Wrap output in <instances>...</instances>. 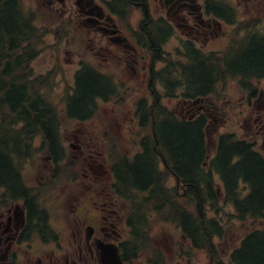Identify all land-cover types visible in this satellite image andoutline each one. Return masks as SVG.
<instances>
[{
  "label": "flooded vegetation",
  "instance_id": "obj_1",
  "mask_svg": "<svg viewBox=\"0 0 264 264\" xmlns=\"http://www.w3.org/2000/svg\"><path fill=\"white\" fill-rule=\"evenodd\" d=\"M222 1L39 0L57 14L60 27L74 22L100 39L103 44L95 49L108 62L141 64L132 71L149 76L152 90L154 75L167 76L159 61L178 58L189 47L198 61L204 47L210 52L223 45L231 49L237 36L246 37L247 47L255 36L264 35L263 21L257 26L229 21L219 6ZM258 93L247 114L251 131L246 139L251 152L264 161V86ZM204 101L180 103L193 119L209 115L212 102ZM74 140V151L66 159L65 150L60 161L56 149L48 151L35 184L22 179L20 192L0 188V264H169L145 262L134 254L137 247L128 230L136 220L117 195L107 150L96 147L92 137L83 141L75 134ZM131 234L138 237L132 229Z\"/></svg>",
  "mask_w": 264,
  "mask_h": 264
},
{
  "label": "trees",
  "instance_id": "obj_2",
  "mask_svg": "<svg viewBox=\"0 0 264 264\" xmlns=\"http://www.w3.org/2000/svg\"><path fill=\"white\" fill-rule=\"evenodd\" d=\"M33 36L35 29L30 18L25 19L12 2L0 5V187L17 192L24 190L16 160L28 154L25 145L27 133L45 134L51 148L53 143L58 144V120L54 108L35 89L36 80L30 81L29 76L21 74L27 70L33 52L25 47L20 52L18 50ZM223 68L228 74L245 73L244 79H250L252 74H263L264 38L250 41L238 55L225 59ZM184 75L190 89L198 91V94L209 90L214 81L211 68L201 61L186 68ZM76 83V94L68 100L67 113L70 117H88L96 96L105 94L108 83L93 71L80 74ZM159 112L164 115L160 107ZM151 113L142 111V124ZM153 116L154 136L143 140V152L133 160L120 156L112 164L120 183L118 190L125 195L141 193L150 207L165 215L169 213L194 242L208 243L214 234H222L221 226L215 218H195L191 211L184 210L183 205L173 204L170 209L168 192L162 185L163 174L155 162L162 156L168 160L186 194L189 193L201 208L200 201L205 196H202L200 187H206V196L212 198L209 175L201 168L207 151L204 123L178 122L176 119L159 118L156 113ZM211 166L221 175L229 196L227 200L232 202L238 217H264V161L251 152L246 142L220 138ZM239 178L250 187V193L242 198L235 190ZM231 256L235 264H264V232L246 235Z\"/></svg>",
  "mask_w": 264,
  "mask_h": 264
},
{
  "label": "rangeland",
  "instance_id": "obj_3",
  "mask_svg": "<svg viewBox=\"0 0 264 264\" xmlns=\"http://www.w3.org/2000/svg\"><path fill=\"white\" fill-rule=\"evenodd\" d=\"M20 2L34 14L33 19L38 27L46 25L51 31V33L36 41L35 45L38 53L31 60L30 68L33 80L42 81L41 85L40 83L34 85L35 89L38 92L41 91L47 101L56 107V111L61 118V142L68 147V142L73 134L79 132L76 122L68 119L65 115V97L66 93L72 90L75 72L82 66H90L108 75L111 78L109 80L113 82L115 91L108 102L98 101V110L92 119L84 125L83 131L90 136L98 133L109 140L115 141L116 151L132 156L138 150L137 141L141 131L135 120L131 122V117L135 109L136 99L147 96L149 82L148 76L132 71V67L138 70L141 64L136 65L131 61L114 63L111 60L109 64L104 59L102 51L99 53L95 49L97 45L100 48L103 43L100 39L97 40L96 36L88 32L82 25L73 22L69 25L63 24L57 29L55 26V22H58L56 13H52L38 0H20ZM227 3L234 10L235 19L243 25L245 23H255L253 16L256 9L259 8V12H264L260 8L261 3H255L248 7L238 4L236 0H227ZM130 21L132 25L135 24V13L130 16ZM244 39L246 38L242 36L235 38L237 42H242ZM30 46L32 45L30 44ZM208 48L206 47V50ZM254 82L256 86L262 85V82ZM157 85L158 91L163 94V86L158 83ZM218 89L220 96L216 100L219 101L218 104L224 107L225 120L219 122L217 127L216 125L211 126L208 129L210 133L205 134L207 148L209 147L208 153L211 154L214 152V142L220 133L230 132L237 138H241L247 136V133L250 132L249 126L246 127L244 122V115L248 112L245 107L247 104L244 103V93L247 94L248 91L238 87L232 78H226L225 84L220 82ZM161 99L166 102L168 108L175 115L181 116L182 112L176 105V98L165 100L162 96ZM68 149L70 150V147ZM34 154L33 160L24 162L22 167L26 181L30 185L37 182L36 167L44 164L42 158L44 154L38 151ZM75 167L78 170V175H80L81 160L78 159L75 162ZM205 174L209 175L208 182L213 199L206 200L203 206V217L215 218L218 226L220 224L223 227L222 235L212 239L214 250L217 254H220L224 264H233L229 258L230 251L249 230L254 228L263 229L264 220L251 221L249 219L245 222L240 221L235 215L234 208L221 195L222 191L218 176L216 174L211 175L210 171ZM167 185L178 188L176 180L169 173L167 174ZM205 192L207 193V191ZM55 219L53 217L52 221L54 222ZM149 235L151 249L144 250L140 254L142 261L147 262V259L156 252L160 253L164 259L169 260V264H210L207 252L190 250L186 246V240L179 229L164 221L157 214H151Z\"/></svg>",
  "mask_w": 264,
  "mask_h": 264
}]
</instances>
